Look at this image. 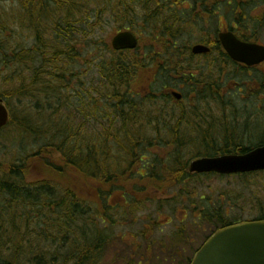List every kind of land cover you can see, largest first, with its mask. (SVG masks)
Returning a JSON list of instances; mask_svg holds the SVG:
<instances>
[{"label":"trees","instance_id":"obj_1","mask_svg":"<svg viewBox=\"0 0 264 264\" xmlns=\"http://www.w3.org/2000/svg\"><path fill=\"white\" fill-rule=\"evenodd\" d=\"M188 1L0 0L10 8L0 9V100L11 116L0 139L15 146L14 161L0 162V264H108L110 254L109 264H172L198 235L182 231L169 248L155 238L163 215L191 206L206 240L233 224L202 194L212 176L188 168L264 146V77L225 75L239 67L217 37L200 40L206 58L191 47L205 12H230L238 36L258 42L263 0ZM139 24L144 44L113 51L106 27L139 34ZM145 79L182 88L187 104L160 85L141 92ZM203 117L213 119L195 122ZM140 221L135 242L116 240L118 226Z\"/></svg>","mask_w":264,"mask_h":264},{"label":"rangeland","instance_id":"obj_2","mask_svg":"<svg viewBox=\"0 0 264 264\" xmlns=\"http://www.w3.org/2000/svg\"><path fill=\"white\" fill-rule=\"evenodd\" d=\"M194 0H190L186 3H184V8L189 9L190 4ZM0 9H3L7 12L10 8H8L7 3H2ZM167 11L164 9L163 13L165 14ZM259 16L264 19V13L259 12ZM206 12L203 14V29L202 30H197L193 33V44L201 43L200 40L202 39H209L218 36V33L220 31L226 30L229 26H231V14L230 12L225 11L219 17L215 15L214 17H205ZM257 15V14H256ZM164 19H162L161 22H163ZM138 33L139 30L141 29V24L137 25ZM107 31V36L110 37L109 41L112 39L114 34L112 33V27L107 26L106 27ZM137 34V33H136ZM137 34V36L142 40L143 44L145 42V37L147 36L146 34ZM259 35V41L258 43H263L264 45V23L263 27L260 29V34ZM139 39V46H140V40ZM138 46V48H139ZM137 48V49H138ZM198 64H201L202 62H199ZM89 68V66H88ZM238 68V67H236ZM234 67H230L229 70H227L225 75H228L230 78H232V75H235L236 82L240 81H250L254 80L257 78L264 77V72H259L258 70H254L251 72L248 71H241L238 69H235ZM227 76L223 78L226 80ZM238 78V79H237ZM143 84L138 88L140 89L141 92H149V89L151 86L154 87L155 90H157L158 85L162 86L160 83H154L151 85L152 81L150 82L149 79L143 80ZM235 82V83H236ZM174 84V83H172ZM230 89V93L232 94L234 92V88L231 85H228V88ZM163 88V86H162ZM224 93V92H223ZM225 94V93H224ZM31 114V112H29ZM93 115V114H92ZM75 122H78L79 120L72 119ZM6 141V140H5ZM2 139H0V162L1 163H10L14 161V155L10 152L14 150L15 146H12V150L6 146H11V145H1V143H4ZM12 145H17L16 142ZM9 150V151H7ZM21 154L16 155L21 156L24 152H20ZM163 157H166L167 153L162 152L161 153ZM253 175V174H252ZM252 175H245L243 177H232V178H226V179H219L217 177H210L206 178L205 180V188L202 190L203 196L210 197V201L208 203H211L213 206H215L214 202H212V199L218 198L219 200V205L222 208H225L223 211V214H227L229 219H232V222H246V221H255L260 219L261 217H264V173L263 174H256V176ZM34 178H37L35 176ZM82 197L87 198L89 193L87 191H82L79 193ZM212 198V199H211ZM189 209L191 206L186 205ZM187 210L186 212L189 214V217L186 219H183L184 216L181 213H177L173 218H170L168 214L163 215L160 218V224L163 225L164 231L162 233H157L155 234V238H157L158 241L163 240L165 244L169 248H176L178 245H180V241L177 240L176 237H179L180 234L183 231V234L185 237L187 235H191L192 231H195L196 238L195 241L192 243H189L187 247L183 245L184 250L179 256L176 258L172 257L171 261L176 262V264H180V262L187 257H191V253L193 252L194 249H197L199 246H201L204 241H205V235L207 234V231H205V227L199 226L198 223H193V214L191 213L190 210ZM146 211H142L140 214L146 215L144 213ZM226 215V216H227ZM168 217V218H167ZM172 217V216H171ZM169 223V224H167ZM125 224L124 226H122ZM122 225L118 226L115 231L114 235L116 240L118 239V242H120L121 237H125V241L128 243H132L138 239V235L140 232H142L143 228L148 227V224L144 225L143 221L138 222L137 224H126L123 223ZM182 228H184L182 230ZM204 231V232H203ZM198 232V233H197ZM136 235V236H135ZM189 238V237H188ZM187 238V239H188ZM168 253V251H167ZM164 254L160 255L163 256ZM161 258V257H160ZM113 261L112 255H108L107 257V262ZM159 261V260H157ZM156 261V262H157ZM162 261V260H160ZM161 264H169V261L163 260L160 262Z\"/></svg>","mask_w":264,"mask_h":264},{"label":"water","instance_id":"obj_3","mask_svg":"<svg viewBox=\"0 0 264 264\" xmlns=\"http://www.w3.org/2000/svg\"><path fill=\"white\" fill-rule=\"evenodd\" d=\"M219 39L229 57L248 67L264 61V46L239 40L232 32L220 34ZM115 50H134L138 39L132 32H122L112 39ZM210 49L196 45L194 55L207 54ZM181 99V95L174 94ZM9 123V112L0 102V131ZM195 173L222 175L264 171V147L243 155L202 158L191 164ZM192 264H264V221L236 224L214 234L197 252Z\"/></svg>","mask_w":264,"mask_h":264},{"label":"flooded vegetation","instance_id":"obj_4","mask_svg":"<svg viewBox=\"0 0 264 264\" xmlns=\"http://www.w3.org/2000/svg\"><path fill=\"white\" fill-rule=\"evenodd\" d=\"M209 8L210 9H215V4H212V5H210L209 6ZM205 9H207V7H205ZM259 12H262V13H264V0L261 2V4L259 5ZM206 16L205 17H208V15H207V13L205 14ZM233 27V26H232ZM232 27H228V28H226V30H230ZM226 30H223V31H226ZM214 38V37H213ZM213 38H210L211 40L213 39ZM208 40V39H207ZM237 66H239V67H241V68H243L244 70H247L248 72H251V71H254V70H258L259 72H264V63H262L261 65H259V66H257V67H252V68H248V67H245V66H242V65H237ZM163 90L165 91V93L166 94H168L171 98H172V94H173V92H180V93H182V95H183V99L181 100V101H176V100H174V98H172L173 100H174V102H176V103H182L181 105L182 106H185L187 103H186V101L184 100V93H183V90H182V88H180V87H176L175 85H166L164 88H163ZM213 110H214V103H213ZM212 110V111H213ZM203 119L204 120H211V119H213V117H203L202 119H200V120H197V119H195V122H198V121H200V122H198V123H203V122H205V121H203ZM205 123H207V122H205ZM247 153V152H246ZM246 153H242V154H246ZM218 156H222V155H218ZM215 157H217V156H215ZM188 170H189V168H188ZM213 176H219V178H221V179H223V178H227V177H232V176H242V175H244V174H239V175H231V176H220V175H217V174H212ZM183 214V216H184V218L183 219H186V218H188L189 217V214L187 213V212H183L182 213ZM200 216L198 215V214H195V216H194V218L193 219H195V218H199ZM192 235V234H191ZM191 235H187L185 238V240H187V238L188 237H190ZM192 243V242H191ZM186 247H187V245H185ZM183 250H184V247L182 246V252H183ZM196 249H194L193 250V252L191 253V255L194 253V251H195ZM181 252V253H182ZM180 253V254H181ZM179 254V255H180ZM178 255V256H179ZM170 262L172 263V264H176V262H173V261H171L170 260ZM191 262H192V260H191V257H187L186 259H184V260H182L181 261V264H191Z\"/></svg>","mask_w":264,"mask_h":264}]
</instances>
